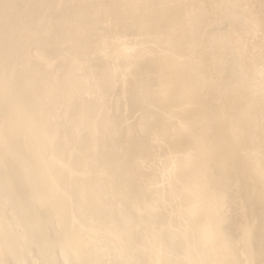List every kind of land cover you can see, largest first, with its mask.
<instances>
[{"label":"bare ground","instance_id":"bare-ground-1","mask_svg":"<svg viewBox=\"0 0 264 264\" xmlns=\"http://www.w3.org/2000/svg\"><path fill=\"white\" fill-rule=\"evenodd\" d=\"M0 264H264V0H0Z\"/></svg>","mask_w":264,"mask_h":264}]
</instances>
